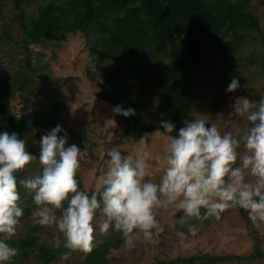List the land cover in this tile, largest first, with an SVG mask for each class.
Segmentation results:
<instances>
[{
    "label": "clouds",
    "instance_id": "clouds-1",
    "mask_svg": "<svg viewBox=\"0 0 264 264\" xmlns=\"http://www.w3.org/2000/svg\"><path fill=\"white\" fill-rule=\"evenodd\" d=\"M239 87V79L233 77L226 92L234 93ZM232 107L229 118L238 116L248 121L239 138L231 132L221 134L215 123L206 126L205 119L185 121L178 135L168 137L159 183L146 179L149 165L145 158L122 155L118 146L112 147L106 152V171L90 193L80 190L77 179L81 150L68 144L66 132L58 135L63 131L60 125L41 136L38 158L42 174L27 179L18 180L16 173L37 157L15 132L0 133V264L17 255V249L6 241L16 235L23 216L21 186L34 193L32 216L36 222L54 226L60 234L54 237V247L61 246L62 235L67 249L61 254L62 260L73 252L91 253L97 227L102 235L110 228L121 232L128 249L141 239L151 242L164 232L154 210L165 205L183 211L173 226H186L187 234L193 237L204 221L213 217L219 220L230 208L244 209L254 225L264 223V97L258 103L238 97ZM113 112L135 115L134 109L125 110L120 105ZM161 128L173 133L175 124L162 121ZM157 132L144 133L137 143L147 145ZM241 145L243 156L238 151ZM176 235L181 240L187 238L183 231Z\"/></svg>",
    "mask_w": 264,
    "mask_h": 264
},
{
    "label": "rangeland",
    "instance_id": "rangeland-1",
    "mask_svg": "<svg viewBox=\"0 0 264 264\" xmlns=\"http://www.w3.org/2000/svg\"><path fill=\"white\" fill-rule=\"evenodd\" d=\"M263 0H251L252 10L259 17L260 27L253 30L244 44L238 49L223 42L220 49L213 48L208 55V62L195 72V88L197 95L186 112L185 121L196 118L205 119L210 126L215 123L221 134L231 132L239 135L248 126L244 117L229 118L233 105L238 97H248L257 103L264 97V4ZM40 2L26 5L28 14H37ZM15 9L10 1H5L0 11V98L5 83L11 79L14 72L25 69L26 52L22 47V31L14 18ZM86 35L80 31L69 32L51 41L29 45V61L33 67L34 94L30 95V108H41L52 102H62L63 107L58 125L63 129L58 135L67 133L68 144H75L81 150L80 169L78 175L82 189L89 193L94 189L96 181L106 171L108 157L106 152L112 147H119L122 155H140L149 165V176L159 183L166 164V147L169 135L159 129L147 145L137 143L141 136L126 135L114 122L113 107L100 96L101 85H107L104 77L98 75L95 58L89 51ZM111 64H107L110 66ZM95 75V79L91 75ZM237 77L239 89L226 92L231 79ZM132 96L139 103L142 113L151 122L157 121L154 113L155 95L147 88H135ZM12 112L16 115L22 105L21 97L16 89L10 94ZM185 121L183 127L185 126ZM230 121V122H229ZM52 129L38 128L33 134V143L26 149L37 158L25 169L19 171L22 179L42 174L39 163L40 139ZM240 156L245 154L243 146L238 150ZM237 160V166L240 164ZM21 204L29 206V215L17 225L16 235L9 241L11 247L17 249V255L6 264H35L37 258L34 251L22 255L17 243L22 226H37L39 240L54 241L60 235L54 226L39 225L32 216L35 209L34 193L21 186ZM156 219L164 228V232L153 238L151 242L142 239L136 242L132 249L125 242L108 254L109 264H151L156 259H172L176 256L191 255L197 252H210L219 255H246L253 249L254 232L241 218L235 208L225 211L219 220L214 217L203 222V228L198 235H187L179 239L176 235V225L173 226L175 205H165L155 209ZM59 215V213H57ZM253 224V223H252ZM253 228L261 238L264 253V223ZM135 231V230H134ZM103 235L97 227L94 243L100 241ZM61 242L63 237L61 235ZM86 253L75 252L67 260H54L40 264H79ZM197 264H211L198 262ZM214 264H264L262 257L252 260L232 258Z\"/></svg>",
    "mask_w": 264,
    "mask_h": 264
},
{
    "label": "trees",
    "instance_id": "trees-1",
    "mask_svg": "<svg viewBox=\"0 0 264 264\" xmlns=\"http://www.w3.org/2000/svg\"><path fill=\"white\" fill-rule=\"evenodd\" d=\"M5 1H10L15 9L14 18L23 34L21 43L26 56L25 69L14 72L3 87L0 133L15 132L19 139L31 146L36 129H53L58 125L63 103L57 101L41 108H30V95L35 92L34 70L29 61L30 44L51 41L69 32L84 33L98 75L107 83L101 85V98L113 108L120 105L125 110H135V115L128 117L113 112L118 127L132 137H139L152 129L175 136L183 127L191 102L197 97L195 72L208 62L209 52L223 47V42L236 50L253 30L260 27L251 0H0V11ZM40 1L37 14H28L25 6ZM109 63L111 65L107 66ZM91 78L94 80L95 75ZM135 88H147L155 95L156 122L149 121L142 113L132 96ZM12 89L18 90L21 97L18 115L11 109ZM162 121L174 123V132L165 133L161 128ZM16 175L18 180L22 179L20 172ZM77 179L82 189L78 173ZM20 207L23 216L19 223L29 215V206L20 201ZM235 210L254 232L250 253L240 256L197 252L172 259H156L151 264H214L232 258L252 260L262 257L261 238L248 213L241 208ZM182 215L183 211L177 210L174 221ZM193 222L199 226L198 221ZM36 228L23 224L21 235L17 236L21 254L34 251L35 264L60 260L61 254L67 251L63 242L56 248L54 241L39 240ZM176 228L187 234L186 226L180 228L176 225ZM123 241L122 233L110 228L79 264H109L108 254Z\"/></svg>",
    "mask_w": 264,
    "mask_h": 264
}]
</instances>
